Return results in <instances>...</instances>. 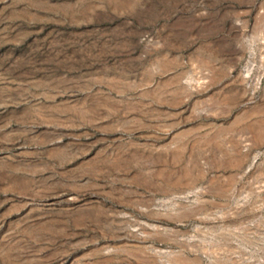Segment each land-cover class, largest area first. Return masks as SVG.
Listing matches in <instances>:
<instances>
[{
    "label": "rangeland",
    "instance_id": "rangeland-1",
    "mask_svg": "<svg viewBox=\"0 0 264 264\" xmlns=\"http://www.w3.org/2000/svg\"><path fill=\"white\" fill-rule=\"evenodd\" d=\"M0 264H264V0H0Z\"/></svg>",
    "mask_w": 264,
    "mask_h": 264
}]
</instances>
